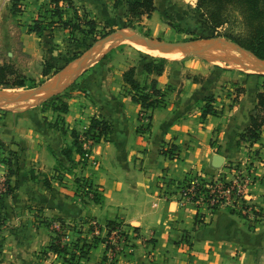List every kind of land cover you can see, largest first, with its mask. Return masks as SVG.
Masks as SVG:
<instances>
[{
	"label": "crops",
	"instance_id": "1",
	"mask_svg": "<svg viewBox=\"0 0 264 264\" xmlns=\"http://www.w3.org/2000/svg\"><path fill=\"white\" fill-rule=\"evenodd\" d=\"M71 1L96 17L112 5V0ZM24 2L28 19L22 25V39L25 49L34 53L36 44L31 41L36 37L29 30V17L51 1ZM143 64L133 63L136 78L148 84L156 77L165 93L148 121L140 117L142 105L122 91V72L107 81L103 64L81 75L92 95L90 99L80 96V109L72 110L71 105L72 109L62 112L67 131L48 122L54 123L57 110L50 113L30 106L0 115V143L20 148L17 175L10 177L13 184L18 179V188L11 195H0L4 214L0 264H67L64 255L48 248L54 228L59 229L53 222L60 219L66 228H75L65 239L70 249L76 247L78 237L93 241L95 236H107L109 240V219H117L128 231L114 260L107 241L99 240L77 264H264V215L252 214V207L264 212V126L257 140L239 139L256 111L260 85L199 59L167 65L162 74L147 72ZM94 74H103V80L98 77L95 83ZM230 81L241 86L233 102L227 92ZM209 95L218 98L212 103L220 110L204 117ZM93 115L112 123L108 139L95 143L84 139V147L91 149L85 165H56L58 160L69 161L62 148L72 143L71 129L87 128ZM149 121L150 128L140 131L139 126ZM170 148L173 157L163 152ZM215 154L224 155L222 165L213 164ZM243 159L244 175L250 181L245 188L251 204L244 209L248 215L225 205L209 211L194 201L181 202L180 184L190 176L231 180L236 174L229 162ZM98 161L100 165H95ZM7 172L8 166L0 162V177ZM78 176L81 181L76 180ZM83 179L102 194L100 201L78 189ZM199 213L203 224L196 222Z\"/></svg>",
	"mask_w": 264,
	"mask_h": 264
},
{
	"label": "rangeland",
	"instance_id": "2",
	"mask_svg": "<svg viewBox=\"0 0 264 264\" xmlns=\"http://www.w3.org/2000/svg\"><path fill=\"white\" fill-rule=\"evenodd\" d=\"M128 1L112 0L113 6L111 5L108 12L99 17L94 16L92 12L82 6L77 7L69 0H63V3L59 2V9L63 13L52 16L51 11L55 4L50 2V5L43 6L38 13L29 17L30 21H32L29 23V26L36 19H39L42 23L41 25L44 26L41 33L34 31L36 39L31 42H35L36 45L35 52L32 53L25 49L26 43L22 39V25L28 19L26 17L27 6L24 0H0V62H10L13 65L16 72L10 76L11 80L23 77L26 83L23 86L11 87L0 84V103L2 102L0 105V115L4 114V111H7V109L24 110L30 106L50 112L54 110V104L61 109L65 102L68 103V110L72 109L70 108L71 105H74V109L72 110H77L80 106V96L82 95L90 99L92 95L88 91L89 86L86 83L83 84L80 78L81 75L89 67L100 66L102 64L107 71L104 74L105 76L108 75V81L113 77H118L121 72L123 76L124 71L132 67L135 62L156 61L167 66L170 64L177 65L187 59H199L210 64L214 69H220L225 72L227 70H234L237 73H241L244 75V79H249L252 83L260 85L258 92L264 91V72L245 67L242 64L250 59L251 62L249 63L254 62V57L250 53L252 51L226 36L227 33L231 32L241 42H244V40L250 38L253 34L248 24L243 4L238 3L239 5H237L234 2L233 6L230 7L229 21L213 29L206 23L198 11L197 2L194 4L192 0H154L157 3V10L153 11L151 16L147 14L142 16L133 15L129 11ZM59 17H62L61 20L56 21ZM91 19L96 21L95 26L88 24V21ZM119 29L136 30L147 36L164 41H190L195 45H209L210 39L217 38L219 44L206 48L203 51L184 50L182 54H170V52L166 51L168 56L165 57L139 49V45H134V41L114 42L98 54L95 60L79 77L57 96H51L42 102L23 100L3 103V98L7 94L26 92L43 86L45 89L57 87L67 78L71 68L87 50L89 45L108 33ZM223 39H227L228 43H224ZM155 46L158 47V45ZM241 61L242 63H238ZM134 66L136 67V65ZM44 69H48L49 73L45 75L43 73ZM102 76L103 74H94L92 79L96 83L98 82V77L99 81L103 80ZM198 78L196 77V79ZM122 83V91L130 93L129 85L125 82L124 78H122ZM227 85L231 87L227 91L230 100L232 102L236 101L241 92L239 90L241 86L232 81ZM93 87L97 86L94 85ZM215 100H218V98L214 97L213 102ZM57 112H61L58 115L59 118L57 116L54 123L53 121L48 122L56 124L67 131L68 127H66V122L63 120L62 111ZM261 113H264V109ZM87 129L88 127L83 130H77L81 137L84 136L85 139H90L88 136L89 132H85ZM243 161L244 159L234 163L229 162V166L236 172L239 164L244 169V163L241 164ZM85 164L82 162L79 153L72 161L63 162L58 160L56 162V165L70 166ZM95 165H100V161ZM77 178L76 180L78 181L82 180V177L78 176ZM87 186L91 188L87 189ZM78 189L89 191L92 195L95 191L86 179H83L82 183L78 184ZM248 204L251 205L249 202ZM2 213L0 211V227L4 224V214ZM252 214L254 213L252 212ZM250 220L253 222L252 219ZM68 232L70 233V230Z\"/></svg>",
	"mask_w": 264,
	"mask_h": 264
},
{
	"label": "trees",
	"instance_id": "3",
	"mask_svg": "<svg viewBox=\"0 0 264 264\" xmlns=\"http://www.w3.org/2000/svg\"><path fill=\"white\" fill-rule=\"evenodd\" d=\"M69 1L71 2V0ZM51 2L55 4L51 11L52 16H55L56 14H62L63 11L59 9L60 0H51ZM234 2L237 5H239L238 3L244 5L246 18L253 34L250 38L244 40V42H241L239 38L235 37L231 32L227 33L226 36L244 45L256 55L264 59V0H197V8L206 23L213 29H216L218 26L229 21V11L231 12L230 7L233 6L232 4H234ZM128 5L130 13L136 16H142L144 14L151 16L152 12L156 9V4L154 0H129ZM61 18L62 17H59V19L56 21H60ZM88 22V24L91 26L96 25V21L94 19H91ZM41 24V21H39V19H36L34 23L29 26V30L41 33L42 29L44 28V26ZM143 67L149 73L162 74L166 66L161 62L159 63L156 61H146L144 62ZM15 72L16 71L13 65L10 64V62H0V84H5L6 86L10 87L25 85L26 83L23 77H18L17 79L11 80L10 76L12 74H15ZM43 73L45 75L48 74V69H44ZM135 74L136 67L133 65L132 67L124 71L123 78L125 82L129 85L132 99L142 105V109L148 112V116L150 118L152 110L162 105L164 101L163 96L165 93L158 87V81L156 77H153L148 84H142V82H140L136 78ZM257 96L259 99L257 102L256 111L251 115L249 125L240 134V140L242 139L253 142L261 136L262 128L264 126V113H261L264 109V91L258 92ZM213 98V95H209L206 97L207 102L204 104L202 111V115L204 117L210 113L216 114L219 112L218 109L212 103ZM53 109L57 111L67 112L68 103L65 102L64 106L61 109L57 107L56 104H54ZM63 120L65 119L63 118ZM150 125V121L147 122L146 125H140L139 130H148L150 128ZM112 129L113 125L108 119L102 116L93 115L90 118L88 129L85 132H89V138L92 140V142L95 143L100 142L102 140H107ZM62 130L65 129L63 128ZM71 134L73 138L72 143L69 145H65L62 148L63 154L67 157L69 161H72L74 159V153L77 152L81 155L82 162L87 163L91 149L84 147V139L80 136V133L76 128L71 129ZM19 152L20 148L16 149L11 147L9 144L0 143V162L8 166V178L5 181L7 188L3 193V196L13 194L18 188V179H16L15 183L13 184L11 182L10 177L13 175H17L18 170L16 165L19 162ZM163 152L171 157L174 156V153L171 151V148L163 149ZM202 179L204 180V182L213 183L215 177L212 176L210 178ZM89 185L93 186L91 183H89ZM93 197L95 198V200L100 201L102 199V194H99V192L95 190L93 193ZM240 198L241 207L236 209L230 206V210L246 216L248 215V213H244V209H248L250 205L243 196ZM235 201L238 200L236 199ZM217 208L218 206H215L213 210ZM252 212L256 216L264 215V212L259 211L254 207H252ZM202 217V214L199 213L196 219V222L198 224H203ZM59 221L62 224L61 229L64 228L65 223L61 219ZM106 226L108 228V235L111 234V231L113 229L123 227L121 222L117 219L107 220ZM61 229L54 228L55 233L48 248L51 251L57 253L58 255H64L67 264H77L78 260L81 257L87 256L89 252L88 250L93 246V242H97L99 240H106L107 247L109 249L111 247L107 236L103 238L95 236L93 238V241H88L87 239L82 240L81 237H78L77 240H74V245L76 247L74 249H70V244L69 242L65 241L64 233L61 231ZM121 233L124 234L127 238L128 233H125V228L121 231Z\"/></svg>",
	"mask_w": 264,
	"mask_h": 264
},
{
	"label": "built area",
	"instance_id": "4",
	"mask_svg": "<svg viewBox=\"0 0 264 264\" xmlns=\"http://www.w3.org/2000/svg\"><path fill=\"white\" fill-rule=\"evenodd\" d=\"M63 3V0H60ZM140 117L143 120H149L148 112L146 110L140 111ZM85 139V137H82ZM89 142H92L91 139H87ZM93 143V142H92ZM235 177L231 180H224L221 177H215L213 183L204 182L202 178H207L201 174H195L190 176L182 184H180L179 194L180 200L184 204L187 201H194L198 205L207 208L209 211H213L215 206H231L236 209L241 207L240 197H244L248 202V196L245 195V188L250 182L247 175H244V169L238 167V170L235 172ZM8 176L3 175L0 177V195H3L7 186L5 181ZM209 188V189H207ZM209 190V191H208ZM239 196V197H238ZM238 201H235V200ZM247 210V209H245ZM95 223V222H94ZM53 225L61 229V222L55 220ZM75 230L74 226L66 225L61 231L64 233V239H67L70 236L69 230ZM124 227L115 228L111 231L109 236V243L111 245L109 249L110 258H115L116 255L123 249V245L127 238L121 231ZM125 233L128 231L125 228Z\"/></svg>",
	"mask_w": 264,
	"mask_h": 264
},
{
	"label": "water",
	"instance_id": "5",
	"mask_svg": "<svg viewBox=\"0 0 264 264\" xmlns=\"http://www.w3.org/2000/svg\"><path fill=\"white\" fill-rule=\"evenodd\" d=\"M122 41H142L146 43L150 47H155L158 49H167L170 47H177L183 50L189 51H203L206 48H210L216 45L217 38H212L209 40V45H195L190 41H179V42H170L164 41L159 38H154L151 36H147L143 33H140L136 30H127V29H119L108 33L107 35L99 38L94 43H92L87 50L82 54V56L78 59L75 65L71 68L67 78L57 87L52 89H45V87H40L35 90H30L26 92H18L14 94H7L3 98V103H12L16 101L23 100H33L35 102H42L51 96H55L61 92H63L67 87H69L78 77L79 75L95 60L98 54H100L103 50H105L109 45L114 42H122ZM224 43H228L227 39H223ZM155 45H158L156 47ZM252 53L254 57V62L249 64H244L245 67L259 70L260 72H264V59L259 57L258 55ZM219 58V57H216ZM2 102L0 103V105ZM224 161V155L215 154L213 157V164L216 166L222 165Z\"/></svg>",
	"mask_w": 264,
	"mask_h": 264
},
{
	"label": "bare ground",
	"instance_id": "6",
	"mask_svg": "<svg viewBox=\"0 0 264 264\" xmlns=\"http://www.w3.org/2000/svg\"><path fill=\"white\" fill-rule=\"evenodd\" d=\"M134 43V45H139L138 47H139V49H141V50H143V51H146V52H149V53H151V54H155V55H160V56H168V54H167V52H170V54L172 53H177V54H182L183 53V49H180V48H177V47H170V48H167V49H158V48H155V47H150V46H148L146 43H144V42H142V41H134L133 42ZM219 43L218 42H216V45H218ZM142 45H144V46H142ZM146 45V46H145ZM215 45V46H216ZM221 45V44H220ZM147 47H150V48H153V49H149V48H147ZM217 48V47H216ZM165 50V51H164ZM167 51V52H166ZM229 51V50H228ZM227 51V52H228ZM225 52V51H224ZM169 54V55H170ZM173 56V55H172ZM179 57V56H178ZM249 62H251V59L250 60H248L247 62H244V63H242V61L241 62H238V63H242V64H246V63H249Z\"/></svg>",
	"mask_w": 264,
	"mask_h": 264
}]
</instances>
